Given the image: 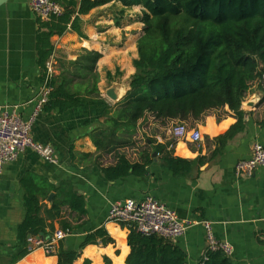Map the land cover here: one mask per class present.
Masks as SVG:
<instances>
[{
    "label": "crops",
    "instance_id": "1",
    "mask_svg": "<svg viewBox=\"0 0 264 264\" xmlns=\"http://www.w3.org/2000/svg\"><path fill=\"white\" fill-rule=\"evenodd\" d=\"M142 10L140 5L124 8L120 2H109L80 15L84 37L71 29L50 37L53 51L47 62L52 63L53 74H58L65 63L76 60L85 51L101 54L96 63L100 99L61 113H46L41 108L36 115L32 136L53 146L55 163L25 149L0 167V264H10L9 254L16 247V227L25 212L19 179L27 171L42 175L53 184L69 179L85 199L89 220L85 228L103 226L115 240L106 246L86 245L73 264H83L84 259H89L90 264H104V255L110 264H125L129 252L128 229L107 220L109 205L145 195L163 201L181 220L193 221L174 241L186 253L184 264H200L207 248L203 220L210 222L218 242L230 244L231 264H264V165L257 167L251 176L237 177L234 173L235 164L251 156L254 143L264 145V125L256 121L264 113V105L258 104L262 87L257 83L251 85L241 104L243 129L229 138L217 155L200 167L194 163L185 175H174L157 153L152 155L143 175L128 174L115 180L107 179L95 163L99 151L92 142L91 132L101 127L103 109L121 103L129 88L135 72L133 60L138 56L137 40L142 34ZM42 31L28 0H8L0 6V109L15 110L23 119L33 113L42 83L39 38ZM113 84L119 85L116 100L105 94ZM234 122L230 114L219 121L215 114H208L197 124L203 140L197 144L178 140L174 153L188 159L207 154L205 136L212 138L223 133ZM169 127L163 134L155 135L158 142L171 137ZM214 147L215 144L210 145L211 149ZM46 204L50 206V201ZM84 234L85 231H79L66 235L64 246L76 249ZM56 263L54 253L33 248L15 264Z\"/></svg>",
    "mask_w": 264,
    "mask_h": 264
},
{
    "label": "trees",
    "instance_id": "2",
    "mask_svg": "<svg viewBox=\"0 0 264 264\" xmlns=\"http://www.w3.org/2000/svg\"><path fill=\"white\" fill-rule=\"evenodd\" d=\"M57 1L62 6L61 14L46 21L39 19L43 28L39 35L41 80L53 51L50 37L63 35L68 29L84 37L80 15L109 2H120L124 8L143 7L142 34L137 40L138 56L133 60L135 72L129 88L121 103L103 109L101 127L91 132L99 151L95 163L107 179L143 175L153 152L174 175H185L194 163L200 167L217 155L226 141L243 129L241 104L253 83L262 87L258 104L264 105V0H78L77 4ZM100 56L95 50L85 51L53 74L47 82L50 89L43 111L61 113L99 100L96 63ZM211 113L217 121L230 114L235 122L223 133L212 138L205 136L207 154L194 159L176 155V141L197 144L203 140L197 124ZM148 118L149 125H157L163 131L170 126L171 137L158 142L155 136H147L137 146L139 123ZM256 121L264 125V113ZM179 125L185 128V133L176 139L173 128ZM194 131L200 135L198 141L190 137ZM211 144H215L214 149ZM132 148L135 152L129 154ZM19 185L25 212L16 227V247L9 254L10 264L30 252L29 236L85 231L76 249L66 248L63 239L57 242L56 264H73L86 245L106 246L115 242L103 226L85 228L89 222L85 199L69 179L53 184L46 177L27 171L19 179ZM48 200L50 206L46 204ZM126 228L129 252L125 264L185 263L186 253L174 241ZM103 262L110 264V259L104 255ZM83 264H90V260L84 259ZM200 264H231V261L221 249L206 248Z\"/></svg>",
    "mask_w": 264,
    "mask_h": 264
},
{
    "label": "built area",
    "instance_id": "3",
    "mask_svg": "<svg viewBox=\"0 0 264 264\" xmlns=\"http://www.w3.org/2000/svg\"><path fill=\"white\" fill-rule=\"evenodd\" d=\"M28 6L41 21H46L51 16L60 15L62 12V6L57 0H28ZM52 75V63L47 62L39 92L34 100V111L28 119H23L15 110L0 109V167L14 160L25 149L32 150L48 162H56L53 146L38 142L31 133L32 122L47 100L50 89L47 82ZM184 133L185 128L181 125L173 128V136L176 139H180ZM190 137L198 141L200 135L198 131H194ZM262 165H264V145L254 143L251 156L239 160L235 164L234 173L237 177L251 176L257 167ZM107 220L120 225L124 224L141 234H157L172 241L178 240L187 226L193 222L181 220L174 210L152 195L111 203ZM202 224L206 232L207 248L221 249L229 256L232 250L230 244L220 243L215 239L209 221L203 220ZM68 234V232L56 231L50 237L29 236L27 243L30 249L41 248L46 254H53L57 242Z\"/></svg>",
    "mask_w": 264,
    "mask_h": 264
},
{
    "label": "rangeland",
    "instance_id": "4",
    "mask_svg": "<svg viewBox=\"0 0 264 264\" xmlns=\"http://www.w3.org/2000/svg\"><path fill=\"white\" fill-rule=\"evenodd\" d=\"M149 120L150 119L148 118L145 121L139 123V130L136 132V136L138 137V139H136L137 146H141L142 142L144 141V139H146L147 136L150 137L164 133L161 128L156 127L157 125H149ZM133 152H135L133 148L128 150L129 154H133Z\"/></svg>",
    "mask_w": 264,
    "mask_h": 264
},
{
    "label": "water",
    "instance_id": "5",
    "mask_svg": "<svg viewBox=\"0 0 264 264\" xmlns=\"http://www.w3.org/2000/svg\"><path fill=\"white\" fill-rule=\"evenodd\" d=\"M8 0H0V6L5 4ZM119 85L118 84H113L110 88H108L105 92L106 96L111 99V100H116L117 99V95L119 93L118 90ZM149 142V140H147ZM153 156L156 155V152L152 153ZM51 196H49V200H50Z\"/></svg>",
    "mask_w": 264,
    "mask_h": 264
}]
</instances>
